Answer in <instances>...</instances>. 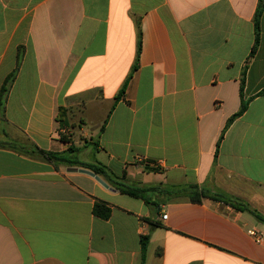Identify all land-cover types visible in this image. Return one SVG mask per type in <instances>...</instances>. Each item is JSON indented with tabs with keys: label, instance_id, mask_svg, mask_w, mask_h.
Here are the masks:
<instances>
[{
	"label": "crops",
	"instance_id": "crops-1",
	"mask_svg": "<svg viewBox=\"0 0 264 264\" xmlns=\"http://www.w3.org/2000/svg\"><path fill=\"white\" fill-rule=\"evenodd\" d=\"M258 3L0 0V92L18 67L0 116V264H142L147 235L144 264H264V239L248 233L264 235L248 210L264 216ZM61 107L74 127H61ZM8 140L74 145L82 163L160 186L146 203ZM222 194L239 203L210 197ZM97 200L109 219L93 213Z\"/></svg>",
	"mask_w": 264,
	"mask_h": 264
},
{
	"label": "trees",
	"instance_id": "trees-1",
	"mask_svg": "<svg viewBox=\"0 0 264 264\" xmlns=\"http://www.w3.org/2000/svg\"><path fill=\"white\" fill-rule=\"evenodd\" d=\"M264 12V0H259L258 3V7L255 13V18H254V22H255V44L254 47L252 49L251 52V56L254 55V53L256 52L257 46L259 44V36H260V19L262 17V14ZM141 49V41L139 40V44H138V50L140 51ZM21 61V56L19 55L18 57V66L20 64ZM136 69V65L134 66L133 70ZM17 73H18V67L7 76V78L5 79L3 86L1 88V92H0V116L2 118H4L5 115V110H6V104H7V98H8V94L12 88L13 83L16 80L17 77ZM127 83H125V85L123 86V88L121 89L119 95H123L126 89ZM118 98V97H117ZM247 109V104L243 102L242 107L240 109V111L235 114L228 122V126L239 116H241L245 110ZM69 110L66 107H61L59 109V113H58V119L60 122V125L62 128H68L74 125L71 124L70 122V118H69ZM62 139L65 141H68L67 138L65 136H62ZM1 145V144H0ZM3 146H7L10 147L14 150H16L17 152L29 155V156H33V157H40L49 161H52L54 164L58 165H65L68 167L71 166H77V167H82V168H86V169H90L91 171H93L94 173H96L97 175L102 176L103 178H105L109 183H111L116 189H118L121 193L123 194H127L129 196L135 197V198H140L145 200L146 203H150L149 199H147L145 197V195L149 192H154L158 189L159 185H151V186H138V185H134V184H130L128 182H126L124 179L121 178H117L115 175H113L110 170H108V168L103 165L100 162H94V163H82L81 161H79L77 159V155L80 153V149L74 145H71L66 151L63 152H54V151H44L39 149L37 146H35L34 144H29V143H18L15 141H10L8 140L5 144H2ZM191 190H194L196 192V194L198 196H201V193H199L196 189L197 187L194 186H190ZM213 199H218V198H222L224 200H226L227 202H229L230 204L236 206L239 201L235 200L233 198H229L227 196H225L224 194L216 196V195H212L210 196ZM194 201H200V199L195 196L193 197ZM253 215L256 216V218L264 223V216L259 214L257 211L255 210H251L248 209ZM111 206L104 201L101 200H97L94 204L93 207V213L102 219H109V217L111 216ZM156 224L152 226V228H156ZM149 239L150 236H143L141 239V245H142V264H144L145 261V254H146V249L149 243Z\"/></svg>",
	"mask_w": 264,
	"mask_h": 264
},
{
	"label": "water",
	"instance_id": "water-1",
	"mask_svg": "<svg viewBox=\"0 0 264 264\" xmlns=\"http://www.w3.org/2000/svg\"><path fill=\"white\" fill-rule=\"evenodd\" d=\"M69 172H81V173H85L88 174L90 176L95 177L103 186L105 187H109L108 184L101 178L99 177L96 173H94L91 170L82 168V167H77V166H71L67 169Z\"/></svg>",
	"mask_w": 264,
	"mask_h": 264
},
{
	"label": "built area",
	"instance_id": "built-area-1",
	"mask_svg": "<svg viewBox=\"0 0 264 264\" xmlns=\"http://www.w3.org/2000/svg\"><path fill=\"white\" fill-rule=\"evenodd\" d=\"M138 162H139L140 164H142V165H145V164H146L144 158H138ZM167 217H168L167 214L163 215V218H164V219H167ZM248 233H249L250 236H252V237L254 238V240H255L257 243H261V242L263 241V239H264V235H263V233H261V232L258 231V230L250 229V230H248Z\"/></svg>",
	"mask_w": 264,
	"mask_h": 264
},
{
	"label": "rangeland",
	"instance_id": "rangeland-1",
	"mask_svg": "<svg viewBox=\"0 0 264 264\" xmlns=\"http://www.w3.org/2000/svg\"><path fill=\"white\" fill-rule=\"evenodd\" d=\"M83 122V121H82ZM76 125H77V123H76ZM86 139L85 138H81L80 139V142H81V144H82V146H84V141H85Z\"/></svg>",
	"mask_w": 264,
	"mask_h": 264
}]
</instances>
